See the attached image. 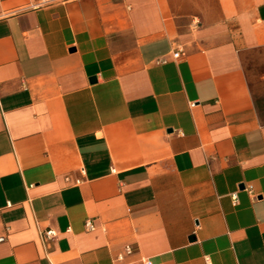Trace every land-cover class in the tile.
I'll use <instances>...</instances> for the list:
<instances>
[{"label": "crops", "instance_id": "1", "mask_svg": "<svg viewBox=\"0 0 264 264\" xmlns=\"http://www.w3.org/2000/svg\"><path fill=\"white\" fill-rule=\"evenodd\" d=\"M38 3L0 0V264H264V0Z\"/></svg>", "mask_w": 264, "mask_h": 264}, {"label": "rangeland", "instance_id": "2", "mask_svg": "<svg viewBox=\"0 0 264 264\" xmlns=\"http://www.w3.org/2000/svg\"><path fill=\"white\" fill-rule=\"evenodd\" d=\"M246 74L259 117L264 122V49L246 57Z\"/></svg>", "mask_w": 264, "mask_h": 264}, {"label": "built area", "instance_id": "3", "mask_svg": "<svg viewBox=\"0 0 264 264\" xmlns=\"http://www.w3.org/2000/svg\"><path fill=\"white\" fill-rule=\"evenodd\" d=\"M68 1H70V0H39V3L36 5V7H46V6L56 5V4H64V3L68 2ZM173 56L176 58V57H178V54L175 53ZM247 191L249 193L252 192L250 187L247 188ZM231 199H232L233 203L236 204V195H235V193L231 195ZM85 227H86V229L88 231H93L94 230V225L92 224L91 221H86L85 222ZM43 236L45 238H47V239H51V238L55 237V233L52 230H47L46 232H44ZM125 254L126 255L131 254V249L129 247H127L125 249ZM117 260L118 261H122L123 260V255H119L117 257ZM146 264H149V263H146Z\"/></svg>", "mask_w": 264, "mask_h": 264}]
</instances>
